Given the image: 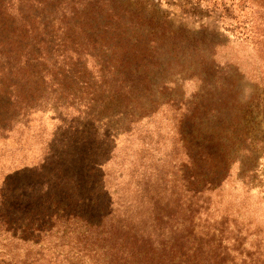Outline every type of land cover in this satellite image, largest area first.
<instances>
[{"label": "rangeland", "instance_id": "374dc122", "mask_svg": "<svg viewBox=\"0 0 264 264\" xmlns=\"http://www.w3.org/2000/svg\"><path fill=\"white\" fill-rule=\"evenodd\" d=\"M127 2L142 11L143 25L110 24L99 13L92 21L99 22L96 32L106 47L117 48L122 63L140 64L139 54H149L141 70H151L150 117L118 130H108V119L99 123L106 126L78 122L71 129L69 122L36 112L0 138V184L7 179L24 201L55 185L82 187L89 202L104 194V173L112 169L119 181L131 178L130 192L138 195L132 204L148 206L156 181L167 192L197 182L201 174L222 177L212 206L234 220L229 228L241 233L244 244L259 242L264 255V0ZM86 3L74 0L73 10L82 13ZM149 37L158 42L155 51L147 49ZM87 46L92 52L93 45ZM88 71L94 79L100 76L90 65ZM130 76L137 79L139 71ZM83 154L92 155L97 166L79 177L83 166L76 158ZM145 181L146 193L139 192L136 184Z\"/></svg>", "mask_w": 264, "mask_h": 264}, {"label": "trees", "instance_id": "16d2710c", "mask_svg": "<svg viewBox=\"0 0 264 264\" xmlns=\"http://www.w3.org/2000/svg\"><path fill=\"white\" fill-rule=\"evenodd\" d=\"M127 1L87 0L80 13L73 10L74 0H0L1 139L36 112L69 122L71 129L78 122L106 126L99 123L108 119V130H118L150 117L151 70H141L149 54H139L140 64L122 63L117 48L106 47L96 32L99 22L92 21L99 13L110 24L143 25L142 11ZM75 18L80 29L72 24ZM155 43L149 37L147 49L154 50ZM157 59L150 64L157 65ZM89 65L100 72L97 79ZM132 70L139 71L137 79L130 76ZM86 156L76 158L83 166L79 177L97 166L92 155ZM111 170L104 173V194L92 195L89 202L82 187L55 185L31 192L27 203L3 177L0 264H264L259 242L244 244L241 233L229 228L234 220L212 206L222 177L201 174L197 182L167 192L156 181L146 206L132 204L138 195L130 192L131 178L119 181ZM168 175L171 180V170ZM148 183L136 184L137 190L146 193Z\"/></svg>", "mask_w": 264, "mask_h": 264}]
</instances>
